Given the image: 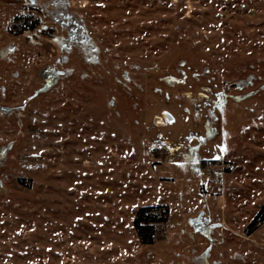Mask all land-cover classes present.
I'll list each match as a JSON object with an SVG mask.
<instances>
[{
    "label": "rangeland",
    "instance_id": "374dc122",
    "mask_svg": "<svg viewBox=\"0 0 264 264\" xmlns=\"http://www.w3.org/2000/svg\"><path fill=\"white\" fill-rule=\"evenodd\" d=\"M68 1L88 54L0 0V264H264V0Z\"/></svg>",
    "mask_w": 264,
    "mask_h": 264
},
{
    "label": "flooded vegetation",
    "instance_id": "af4514ba",
    "mask_svg": "<svg viewBox=\"0 0 264 264\" xmlns=\"http://www.w3.org/2000/svg\"><path fill=\"white\" fill-rule=\"evenodd\" d=\"M29 7L33 13L30 25L32 26L29 32L33 35H42V38L47 39L50 44L55 43L56 46L62 51H71L73 49H81L83 54H88L89 50L83 48L84 44L91 42L90 38L86 35L84 26L77 19L72 12L70 3L68 0H22ZM49 23H54L59 27V32L55 35L49 34ZM51 25V24H50ZM49 34V35H48ZM90 46V45H89ZM7 50H12L9 47ZM95 56L96 52H91ZM254 69V67H251ZM45 70L50 73L46 78L45 89H50L53 86L54 78L52 74L58 77L64 76L63 71L56 70L53 66L48 65ZM257 78L252 75L247 79H241L238 82L223 85H230L231 89L244 90L256 85ZM6 94L3 89V97ZM1 109H7L0 105ZM174 122L171 115L167 112L157 114L154 116L152 125L156 127H165L168 124ZM188 139V137H187Z\"/></svg>",
    "mask_w": 264,
    "mask_h": 264
},
{
    "label": "trees",
    "instance_id": "16d2710c",
    "mask_svg": "<svg viewBox=\"0 0 264 264\" xmlns=\"http://www.w3.org/2000/svg\"><path fill=\"white\" fill-rule=\"evenodd\" d=\"M20 18L11 23L7 30L14 36L29 32L32 26L30 23L24 21L20 22ZM162 213L154 214L152 208H141L134 219V225L137 230V234L142 243L152 244L161 232L165 231V226L169 222L170 214L168 207H162Z\"/></svg>",
    "mask_w": 264,
    "mask_h": 264
},
{
    "label": "water",
    "instance_id": "95a60500",
    "mask_svg": "<svg viewBox=\"0 0 264 264\" xmlns=\"http://www.w3.org/2000/svg\"><path fill=\"white\" fill-rule=\"evenodd\" d=\"M244 258H245L244 255H237V256H236V259H244Z\"/></svg>",
    "mask_w": 264,
    "mask_h": 264
}]
</instances>
